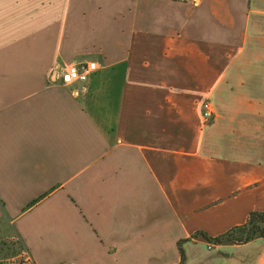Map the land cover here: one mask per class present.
Segmentation results:
<instances>
[{"label":"crops","instance_id":"0c3cea01","mask_svg":"<svg viewBox=\"0 0 264 264\" xmlns=\"http://www.w3.org/2000/svg\"><path fill=\"white\" fill-rule=\"evenodd\" d=\"M253 211L264 0H0V239L33 264H264V237L196 235Z\"/></svg>","mask_w":264,"mask_h":264},{"label":"trees","instance_id":"16d2710c","mask_svg":"<svg viewBox=\"0 0 264 264\" xmlns=\"http://www.w3.org/2000/svg\"><path fill=\"white\" fill-rule=\"evenodd\" d=\"M205 236L212 244H243L250 242L258 237H264V211H253L250 213L248 220L241 225H237L229 231L213 237L206 232H199L196 235ZM182 252V261L185 260L184 252L180 244Z\"/></svg>","mask_w":264,"mask_h":264},{"label":"built area","instance_id":"2783aa9c","mask_svg":"<svg viewBox=\"0 0 264 264\" xmlns=\"http://www.w3.org/2000/svg\"><path fill=\"white\" fill-rule=\"evenodd\" d=\"M99 68V64L95 61L88 62H71L65 65L62 72V78L66 83H73L76 81H88L90 76ZM203 117L206 120H210L215 110L212 103L206 100L202 104ZM20 256H24L25 260L32 263V259L29 256L28 251L25 248L21 249ZM25 264V263H24Z\"/></svg>","mask_w":264,"mask_h":264},{"label":"rangeland","instance_id":"374dc122","mask_svg":"<svg viewBox=\"0 0 264 264\" xmlns=\"http://www.w3.org/2000/svg\"><path fill=\"white\" fill-rule=\"evenodd\" d=\"M205 101H203V102H205ZM201 112H202V105H201ZM202 116H203V112H202ZM214 118L215 117L213 116L210 120H206L203 117L204 122L207 125L211 124L213 122ZM22 248L23 247H21L18 244V241H14L11 239H0V264H24V263L25 264H33L30 262L28 263L25 260L24 256L19 255Z\"/></svg>","mask_w":264,"mask_h":264}]
</instances>
